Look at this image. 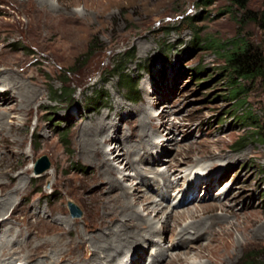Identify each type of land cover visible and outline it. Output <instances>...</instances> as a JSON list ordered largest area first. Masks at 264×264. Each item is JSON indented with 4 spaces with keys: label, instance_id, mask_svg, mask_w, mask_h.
<instances>
[{
    "label": "rangeland",
    "instance_id": "1",
    "mask_svg": "<svg viewBox=\"0 0 264 264\" xmlns=\"http://www.w3.org/2000/svg\"><path fill=\"white\" fill-rule=\"evenodd\" d=\"M43 1L53 6L50 14L56 19L77 17L71 41H57L42 32L40 16L27 3L0 0V75L18 77L38 94L29 114H17L6 111L16 105L11 101L13 86L8 93L3 94V87L0 91L4 101L0 114L11 113L3 121L7 130L0 129V186L10 189L0 199L13 198L9 215L0 214V221L10 220L0 229V237L14 227L6 239L9 248L25 245L10 261L93 264L88 240L102 232L97 227L105 209L102 200L113 195L108 194V183L101 182L98 169L82 157L80 134L104 117L108 129L102 137H113L105 148L120 171V183L155 199L157 205L163 203L158 209L153 203L144 211L145 197H139L137 209L152 224L160 216L165 220L167 215L214 204L216 211L200 221L218 219L228 210L230 223L248 229L233 231L232 245L225 248L219 243L231 231L230 225L216 223L209 239L195 242L194 251H181L176 233L198 220L188 219L178 226L172 220L168 230L149 238V245L134 244L116 264H168L179 256L190 259V264L253 260L264 264V80L243 82L248 106L236 110L224 71L226 53L221 50L240 38L264 52V0H249L245 10L231 0H217L210 7H203L199 0H61L71 5L69 10L59 0ZM129 50L135 57L128 61ZM120 59L126 68L123 77L139 83L137 101L124 88L123 77L113 73ZM197 72L203 73L199 79ZM16 109L25 108L18 105ZM143 112L155 118L153 135L144 144L137 137L129 140L141 144L136 165L139 172L147 173L145 177L115 161L126 135L140 131ZM245 112H251L257 123L243 122ZM258 126L262 127L260 140L253 134ZM43 156L50 166L37 175L35 165ZM221 168L226 176L220 181L214 176ZM193 174L203 177L196 180L192 203L183 205L185 195L192 197L186 191ZM21 178L27 180L26 189L16 192ZM212 178L220 183L207 192L201 186ZM69 202L82 211L80 217L72 216ZM83 231L86 241L79 238ZM54 239H61V245ZM178 242L174 251H168ZM213 248L217 251L211 259L197 258ZM142 250L143 255L136 258ZM163 250L167 257L153 260ZM133 258L137 261L131 263Z\"/></svg>",
    "mask_w": 264,
    "mask_h": 264
},
{
    "label": "bare ground",
    "instance_id": "2",
    "mask_svg": "<svg viewBox=\"0 0 264 264\" xmlns=\"http://www.w3.org/2000/svg\"><path fill=\"white\" fill-rule=\"evenodd\" d=\"M14 1H18V2L22 1L23 4L27 3L31 7V9L40 16L39 29L42 32H45L49 36H55L57 41H63L65 43H67L66 39L68 41L69 40L71 41V39L74 38V36H75L74 34H76L75 33L76 30L73 27V25L78 21L77 17L74 14H71L70 16L65 17V18H63V16H62L60 19H56L55 17H53L50 14V12L53 10L52 9L53 6L49 3H47L46 1H43V0H39V1H37V0H14ZM59 1H60V6L62 8H64L65 10H69L71 8V5L66 4L64 1L63 2H61V0H59ZM64 23H65V25H64ZM64 39H65V41H64ZM65 43H64V46L66 47ZM17 78L12 76V75H9L7 77H2L0 75V80L4 81L0 85V91H2L1 88L3 87L2 89H3V91H5L3 94L8 93L7 89H9V88L12 89V86H13L12 92L13 91L16 92V93L15 92L13 93V97L11 98V101H13L14 104H16V105H14V107H11L6 111L11 112V113L15 112L17 114L18 113L20 114L21 112H23V113L26 112V114H29L31 111V106H32L33 102L38 98V94L34 90H32L31 87L27 86L24 83L19 82ZM5 83H10L11 85L9 86V85H6ZM2 85H4V86H2ZM2 101L3 100L0 99V103ZM18 105H21L25 109L24 110L16 109V106H18ZM6 111L4 113L0 114V125H1L0 129L3 132L7 130V127L4 125L3 121H4V119H6L7 117H9L11 115V113H6ZM148 118H149V120H148ZM153 120H155V118L152 117V114H151V116L147 112H143L141 114V117L139 120L140 131L131 132V133H129L130 135H126V138L124 140L126 142V144L121 146L122 151L118 154V157L115 159L116 162L124 163L126 168L137 171L139 175H141V176L144 175V177L146 176L147 173L145 174L144 172L138 171V168L136 165V164H139L138 163V153H136V152L139 151L138 148H139V146H141V144H144V142L146 143L147 137H149L151 139V136L153 135V133H152L153 128L151 126V124H153L152 123ZM147 121L150 122L149 125L151 126V128L149 127ZM26 123H27V121H26ZM9 129H11L12 131L16 130L13 126H10V125H9ZM107 129H108V127L104 121V117H101L97 121L94 122V125H92V127L85 128L80 134L81 135L80 138H81L82 144H83V148L81 151L82 157L87 159L92 165H94L98 169L99 176L101 177V180H102L101 182L105 183V185H106V183H108V185L110 186L108 194L113 195V196H110V197L102 200V202L105 203V209H104V213L102 215V218L100 219L99 224L97 225V227L99 229H101L102 232L99 233L98 235L96 234V236H94V237L92 236L88 240L90 245H91V248H92V250H88V251L89 252L92 251V253H91L92 259L91 260H92L93 264H116V261L118 262V258L122 254L129 251L130 248H132L134 244L143 243V244L149 245V240H150L149 238L150 237H156L157 235H161L163 233V231L168 230L172 220H173L174 226H178L182 222H184L188 219L198 220L195 223L188 224L183 229H181V231L179 233H176V235L178 236V238L180 239V241L182 243V247L180 246L181 251L182 250L188 251V250L196 249V247H198V246L195 247V244H194L195 242H197L196 245H198V243H201L204 240L209 239V236H211L214 233V231L217 230L215 228L211 229V227L214 226L216 223L222 222L225 225H230L231 231L226 233L225 237L219 243V246L222 245V247H225V248L230 247L232 245V242H230L229 239L232 238L233 231H235V230H237V231H241V230L248 231V229L244 228L243 225H241L240 223L239 224L238 223H230L228 221L227 215L228 216L231 215L228 210L223 211V212H225L226 215H224L223 217H218V219H217V217H213V216L211 217L210 216L211 218H209L207 221H200V219H202V217H204L205 215H208L210 213H214L216 211V206H214V204L201 206L200 209L197 208L194 211L191 209H187L186 212H181V213L179 212V213L175 214L174 216H172V214L167 215L166 218L164 217L165 220H163V218H162L163 216H160L161 219H159L156 222L153 221L154 223L152 224L149 219L144 217L145 215H143V212L141 210L137 209V206L139 204L138 199H140L139 197H145V200L143 201L145 203L142 204L144 211H147V210L149 211V208H150V206H152L153 203H156L155 205L157 206V209L159 208V205L161 206L163 203L157 205V202L155 201V199L146 198L148 195L147 196L146 195L140 196V194H138L136 192V190H134L135 189L134 187L124 186L120 183V180L118 179V174L120 173V171L113 165L111 160L108 159L109 152L105 148L106 144L109 141L113 140L112 139L113 137L112 138L102 137V133L107 131ZM134 137L135 138L137 137L139 140L142 141L140 145L139 144L135 145V143L134 144L131 143V141L129 139H134ZM15 143L18 144L19 146L22 145V143L17 142V141H15ZM162 144H160V145H162ZM130 155L132 157H130ZM135 156H137V157L135 158ZM218 156H220V155H218ZM125 161H126V163H125ZM160 161H161V159H160ZM222 161L228 162L230 160L224 159ZM225 173L226 172L225 171L223 172L222 168H221L217 172V174H215L214 177H217V176L221 177V179H220V181H221L226 176ZM37 175H40V174H37ZM193 176H194L193 177L194 180H192L191 182L188 183V187H187V191H186L187 194H188V192H189V194H192V197L190 198L189 196L185 195V197L183 199V202H184L183 205L192 203L190 201L194 196L193 190L197 188L196 184L198 182H200V180H202L201 178L203 177L200 174H193ZM219 177H217V178H219ZM166 178H167V176H166ZM162 179H165L164 176H162ZM196 180H197V183H196ZM209 180L211 182H209L208 184L204 183L201 186V188H204L207 192H210L218 183H220L218 181V179L214 180L212 178ZM26 182H27V180H25V178H21L20 183H19V187L16 189V192L20 191V189H23L25 191ZM24 184H25V186H23ZM9 190L10 189H9L8 185H5V186L1 185L0 186V194H7V192ZM162 190L163 189L160 188V186H159V192H162ZM188 197H189V199H188ZM12 199H13L12 197H9L7 199H0V214L4 213L5 216L9 215L11 209L13 208V207L11 208ZM149 203H151V204L149 205ZM106 205H107V207H106ZM152 210H154V209H152ZM34 212L36 214H38L37 210H35ZM215 219H217V220H215ZM8 220H9V218L4 219L3 221L1 220L2 222L0 221V229H2L5 225L6 226L8 225V223H7ZM154 220H157V219H154ZM64 224L67 225V221H64ZM225 225H223V226L225 227ZM13 228L14 227H10L9 228L10 231L11 230L13 231ZM136 228H141V231L140 232L135 231ZM218 228H220V226H218ZM10 231H7L6 233H4L3 236L0 237V259L4 258L6 261V263H2V264H15L16 261L15 260L10 261V257L11 258L15 257L18 249L25 246L22 244V246L17 247L15 249L9 248L8 243L6 242V239L9 236L8 233ZM80 235L84 238V241H86L85 240V237L87 236L86 233L84 231L81 232L79 234V238H80ZM54 241L57 244L61 245V242H62L61 239H54ZM210 241H211V239H210ZM152 242L154 243L155 241L152 240ZM178 244H180V243L178 242V243L172 245V248H168V251H170V250L174 251L176 249L175 246ZM59 247H61V246H59ZM81 247L82 246L79 245V248H81ZM215 251H217V250H215L213 248L212 250L210 249V252H208L207 254L201 252L200 254H197L196 256H197V258H210L211 259V256L215 253ZM142 253H144V250L137 252L135 257L138 258L139 255H143ZM179 253H181V252H179ZM24 254L25 253H23V255ZM216 254H217V252H216ZM167 255H168L167 250L166 251L163 250L159 253L156 252L154 255L155 259H153V260H157V261L162 260L165 257H167ZM176 255L178 256L179 254L176 253ZM6 258H9V260L7 261ZM103 260H104V262H103ZM130 261H131V263H134V261L136 262L137 259L134 260V258H133ZM26 264H29V262H27ZM38 264H44V263H38ZM55 264H59V263L55 262ZM168 264H190V259L179 256L175 259L173 258V260L169 261Z\"/></svg>",
    "mask_w": 264,
    "mask_h": 264
},
{
    "label": "trees",
    "instance_id": "3",
    "mask_svg": "<svg viewBox=\"0 0 264 264\" xmlns=\"http://www.w3.org/2000/svg\"><path fill=\"white\" fill-rule=\"evenodd\" d=\"M217 0H199L203 7L212 6ZM233 5H237L243 10L247 8L249 0H231ZM229 45L223 50L226 54L224 71L228 76V92L229 98L237 105L236 110H244L248 106L247 95L248 89L244 86V83H255L257 80H264V52L253 46L245 39H236L233 42H229ZM126 60H132L135 55L132 50L126 52ZM122 60L120 59L114 69V74L119 77H123L126 68L122 67ZM202 72H197L196 77L199 79L202 76ZM244 82V83H243ZM124 88L127 89L129 96L132 100L137 101L140 98L139 83L134 82L129 77H123ZM243 122H251V124L257 123L254 120V116L251 112H245L242 114ZM262 127L258 126L256 132H254V138L260 140ZM264 142V141H263ZM253 261H249L246 264H254Z\"/></svg>",
    "mask_w": 264,
    "mask_h": 264
},
{
    "label": "water",
    "instance_id": "4",
    "mask_svg": "<svg viewBox=\"0 0 264 264\" xmlns=\"http://www.w3.org/2000/svg\"><path fill=\"white\" fill-rule=\"evenodd\" d=\"M36 173L42 174L44 173L50 166V162L47 157L43 156L36 162ZM69 209L73 217H80L82 215V211L79 210L78 206L72 202L68 204Z\"/></svg>",
    "mask_w": 264,
    "mask_h": 264
}]
</instances>
